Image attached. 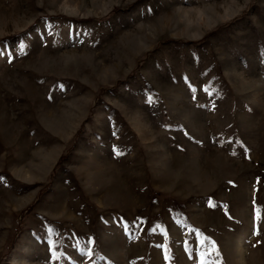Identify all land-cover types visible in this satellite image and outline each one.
Listing matches in <instances>:
<instances>
[{
  "label": "rangeland",
  "instance_id": "374dc122",
  "mask_svg": "<svg viewBox=\"0 0 264 264\" xmlns=\"http://www.w3.org/2000/svg\"><path fill=\"white\" fill-rule=\"evenodd\" d=\"M0 264H264V0H0Z\"/></svg>",
  "mask_w": 264,
  "mask_h": 264
}]
</instances>
